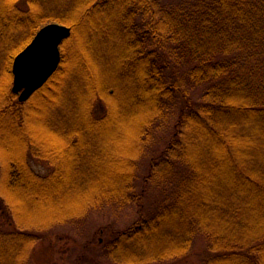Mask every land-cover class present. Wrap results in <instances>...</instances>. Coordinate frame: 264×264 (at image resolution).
<instances>
[{
  "label": "trees",
  "instance_id": "16d2710c",
  "mask_svg": "<svg viewBox=\"0 0 264 264\" xmlns=\"http://www.w3.org/2000/svg\"><path fill=\"white\" fill-rule=\"evenodd\" d=\"M55 19L73 29L62 66L19 101L13 59ZM95 60L116 64L109 81ZM42 94L56 98L46 122L32 105ZM176 114L139 189V162ZM43 122L46 141L35 128ZM110 126L136 143L122 158L115 145L109 164L93 142ZM33 157L51 172L38 174ZM149 185L164 194L109 242L115 264L182 258L200 235L202 264H264V0H0V264H28L34 230L108 204L140 208ZM75 188L81 204H67ZM35 212L43 220L31 223ZM138 239L152 244L117 252Z\"/></svg>",
  "mask_w": 264,
  "mask_h": 264
},
{
  "label": "rangeland",
  "instance_id": "374dc122",
  "mask_svg": "<svg viewBox=\"0 0 264 264\" xmlns=\"http://www.w3.org/2000/svg\"><path fill=\"white\" fill-rule=\"evenodd\" d=\"M50 22H61V21L56 19L48 20L44 25ZM29 42L27 43V45L29 44ZM62 44H61V48H62ZM78 50L80 54L81 48ZM62 61H63V56L60 66H62ZM95 61H96L95 68L98 71L100 70L101 72H103L105 68L109 69V75L107 74V72H105V74L102 75L103 81H109V77L111 75V68H115L116 64L110 62V64H107V66H103V65H99L101 61L98 60ZM79 64L85 67L89 71L90 66L93 65L94 63L85 60L82 57V59H80ZM115 73L116 70L113 69L112 71L113 76H115ZM12 88H13V82H12ZM37 91H35L31 95V97H29L28 100H30ZM43 98H48V99L42 101ZM58 98H60V96ZM52 99L53 102L56 101L55 97L53 96L47 97V94H42L41 96L39 95L37 99H35L32 103L33 107L37 109L36 115L37 114L40 115L41 112V116H42V112H43V118L41 117V120L43 121H45V115H46L45 111H48L49 108L46 101H51ZM118 102L119 100H115L113 103H116L118 106ZM50 104L51 103L49 102V105ZM46 113L48 115V112ZM176 119H177V114L176 116H173L171 118L170 122L167 125L163 126L156 132L155 138L153 140V144L150 146L149 150L140 160L138 166V176H139L138 187H140L139 189H143L146 186L145 179H146V175L150 170L151 158L153 156L159 155L161 151L165 149V147L171 141L174 134V128H173L174 121ZM116 127H120V126L108 127L107 132L103 133L104 137L101 140L95 142L92 141L93 143H97L98 145H100L101 150H103V155L108 157L106 162H108L109 164L114 159L113 157L109 156V154L112 153V150L114 149L115 145H117V149H119V152L116 150L117 152H115V156L117 158L119 157L122 158L124 156L122 151L124 147L123 145L125 146L127 145L128 147L136 143L134 139V135L131 133V131L130 132L126 131L125 138H121V139L116 138L115 136L116 134L114 133L115 131L113 130V128ZM35 128H38V130H40L39 137L41 138L42 141H46L50 139L49 137H47L48 129L46 128L44 122L43 124H38V125L36 124ZM85 143H90V141L86 140ZM54 144L55 143H53V146H55ZM31 160H32L31 161L32 166L34 167L35 171L38 174L44 176L51 172L52 168L43 159L33 157ZM82 194L83 192L79 191L76 188L74 189L73 192L65 193L66 203L68 204L72 202L73 199L76 197L78 199V201L76 202L78 205H80L81 204L80 199ZM162 194H164V192L161 189H156L155 187L149 185V191L147 192V195L145 196L144 200H142L141 202L144 204L140 208L139 205L136 204L131 206L129 205L125 208H118L113 204L110 205L108 204L105 205L103 208H97V209L95 208L83 218H79V219L74 218L66 222H58L54 224L51 228L44 227L43 229H39V231L36 230L32 231L30 234H33L34 238L36 237H40V238L36 239V241H34L33 243L30 258L28 259V264H115L113 262V259H111L113 258V256L110 255L111 258L109 257V242L116 239L118 233L126 230L129 226H131L135 221L138 220L139 216L141 215L140 210L142 209V207H144L147 211L149 209H152L151 208L152 204L154 202L158 203L160 201L159 195ZM2 205L4 204L2 203L0 197V221H2L3 218L2 215L3 211L1 209H4V207ZM41 214L44 213L35 212L34 214L31 213L28 214L27 216H29V220H30L29 222L31 223L41 222L43 220L41 219ZM37 217L38 219H36ZM7 229L13 230L15 229V226L13 225L12 227H10L7 225ZM150 243L146 244V242H144L143 239H138L136 241L130 242L129 244H125L122 248H119L117 252L126 253L127 250L133 251L136 250L137 248H142L145 245H150ZM21 245L22 244H20L18 249H20ZM207 246H208V239L205 236L200 235L195 239L194 247L188 255L179 259L178 258L171 259L170 261L167 260L156 261V262H152L151 264H190V263L202 264V255L206 251ZM26 251L27 249L25 250V252Z\"/></svg>",
  "mask_w": 264,
  "mask_h": 264
},
{
  "label": "water",
  "instance_id": "95a60500",
  "mask_svg": "<svg viewBox=\"0 0 264 264\" xmlns=\"http://www.w3.org/2000/svg\"><path fill=\"white\" fill-rule=\"evenodd\" d=\"M72 34V27L61 22L42 26L29 44L14 58L13 91L26 101L57 71L62 60L61 44Z\"/></svg>",
  "mask_w": 264,
  "mask_h": 264
}]
</instances>
